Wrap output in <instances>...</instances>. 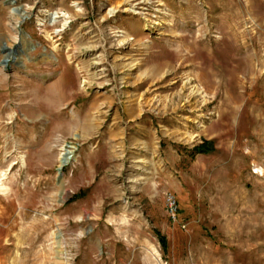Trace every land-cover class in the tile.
<instances>
[{"label":"rangeland","instance_id":"rangeland-1","mask_svg":"<svg viewBox=\"0 0 264 264\" xmlns=\"http://www.w3.org/2000/svg\"><path fill=\"white\" fill-rule=\"evenodd\" d=\"M8 1L0 264H264V0Z\"/></svg>","mask_w":264,"mask_h":264},{"label":"bare ground","instance_id":"bare-ground-1","mask_svg":"<svg viewBox=\"0 0 264 264\" xmlns=\"http://www.w3.org/2000/svg\"><path fill=\"white\" fill-rule=\"evenodd\" d=\"M8 3L11 5L10 6V12L12 14H14L16 17V21L15 24H17L24 16L27 15L26 11L19 8L18 6L15 5V1L14 0H9ZM137 11V10H136ZM130 12V11H129ZM133 12V11H132ZM137 14V13H136ZM58 17V16H52V19ZM66 22V21H65ZM127 35V34H126ZM125 37V36H124ZM231 100V99H230ZM229 101V100H228ZM230 102V101H229ZM229 106V104L227 105ZM72 150H65L63 152H60V156H59V163L60 165H63L65 163L68 162V160L72 157Z\"/></svg>","mask_w":264,"mask_h":264},{"label":"built area","instance_id":"built-area-1","mask_svg":"<svg viewBox=\"0 0 264 264\" xmlns=\"http://www.w3.org/2000/svg\"><path fill=\"white\" fill-rule=\"evenodd\" d=\"M166 201H167L168 210L173 215L176 211V203H175L174 199L170 196H167Z\"/></svg>","mask_w":264,"mask_h":264},{"label":"trees","instance_id":"trees-1","mask_svg":"<svg viewBox=\"0 0 264 264\" xmlns=\"http://www.w3.org/2000/svg\"><path fill=\"white\" fill-rule=\"evenodd\" d=\"M201 146H204L205 147V143H203Z\"/></svg>","mask_w":264,"mask_h":264},{"label":"water","instance_id":"water-1","mask_svg":"<svg viewBox=\"0 0 264 264\" xmlns=\"http://www.w3.org/2000/svg\"><path fill=\"white\" fill-rule=\"evenodd\" d=\"M6 60H4V62H5Z\"/></svg>","mask_w":264,"mask_h":264}]
</instances>
